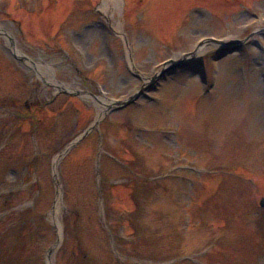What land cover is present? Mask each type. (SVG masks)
<instances>
[{
	"label": "rangeland",
	"instance_id": "rangeland-1",
	"mask_svg": "<svg viewBox=\"0 0 264 264\" xmlns=\"http://www.w3.org/2000/svg\"><path fill=\"white\" fill-rule=\"evenodd\" d=\"M262 198L264 0H0V264H264Z\"/></svg>",
	"mask_w": 264,
	"mask_h": 264
},
{
	"label": "water",
	"instance_id": "water-1",
	"mask_svg": "<svg viewBox=\"0 0 264 264\" xmlns=\"http://www.w3.org/2000/svg\"><path fill=\"white\" fill-rule=\"evenodd\" d=\"M250 37H252V34H251L249 37H247L245 40H243V41H239V42H235V41H234V42L230 43L229 45H233V46L224 49V53H223L222 55L218 56V57L216 58V60H218V59L224 57L225 55H228V54H231V53L235 52V51L238 49L236 44H237V43H238V45L243 44V43L246 42ZM208 43H220V42L215 41V40H213V39H209V40H205V42L199 44V46H202L203 44H208ZM194 55H195L194 53H191V54H190V56H192V57H194ZM13 56H14V58H15L16 60H18V61L28 60V59H26L25 57H23V56H21V55H18V54H16V53H14ZM184 58H186L185 55H184L180 60H169L168 62H166V63L164 64L165 67L160 71L159 75H156V76H154L153 78H151L150 82L153 83V82L158 78V76H162L164 73L169 72L171 69H174V68H176V67H179V66L183 65V64H184ZM60 88H61L62 93H64V94L79 96V94H78L77 92H68L64 87H60ZM143 88H144V87L140 88L139 91H138L137 93H135V94H133L132 96H130L127 100H125V101H123V102H117V105H119V108H123V107L129 105L130 103H132L134 100H136V99L139 97L140 93L142 92V89H143ZM92 128H93V126H91V127L89 128V130H86V131L84 132V134L81 135L78 139H80V138H82L83 136H85L89 131H91ZM78 139H77L76 141H78ZM76 141H74L73 143H71V144L68 146V148L71 147V145H73ZM68 148H66V149H68ZM65 151H66V150H64L63 152H61V154H59V155L62 156L63 153H64ZM259 204H260L261 207L264 208V199H262V200L260 201Z\"/></svg>",
	"mask_w": 264,
	"mask_h": 264
},
{
	"label": "bare ground",
	"instance_id": "bare-ground-1",
	"mask_svg": "<svg viewBox=\"0 0 264 264\" xmlns=\"http://www.w3.org/2000/svg\"><path fill=\"white\" fill-rule=\"evenodd\" d=\"M228 42H230V41H228ZM203 47H204V46L198 48V49L195 51L194 54L197 55V54L201 53V52L203 51ZM13 53H16V54H17V51L13 50ZM187 59H189V57H187ZM37 69H38V70L40 69V70H44V71H46V69L43 68L42 66H37ZM41 72H42V71H41ZM49 79H51L52 82H53L54 84H56V81H55L53 78H49ZM145 84H146V83H145ZM104 110H105V107L103 106V104L100 105V106L98 107V115H99V116L103 115ZM58 208H59V198L57 197L56 202H55V205H54V208H53V211H52V214H51V216H52L53 219H54V217L56 216V213H57Z\"/></svg>",
	"mask_w": 264,
	"mask_h": 264
}]
</instances>
